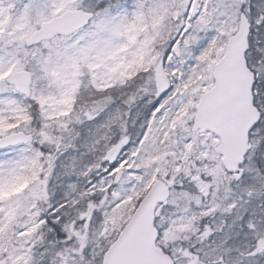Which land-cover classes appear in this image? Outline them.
Segmentation results:
<instances>
[{"label": "snow or ice", "instance_id": "6c2138e0", "mask_svg": "<svg viewBox=\"0 0 264 264\" xmlns=\"http://www.w3.org/2000/svg\"><path fill=\"white\" fill-rule=\"evenodd\" d=\"M0 264H264V0H0Z\"/></svg>", "mask_w": 264, "mask_h": 264}]
</instances>
